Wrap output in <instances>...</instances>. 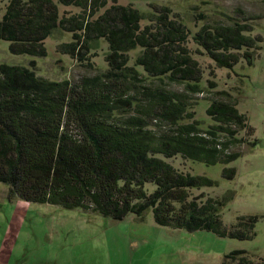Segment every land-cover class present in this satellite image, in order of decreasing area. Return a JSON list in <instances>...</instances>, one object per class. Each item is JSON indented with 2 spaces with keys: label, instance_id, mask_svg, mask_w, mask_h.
<instances>
[{
  "label": "trees",
  "instance_id": "16d2710c",
  "mask_svg": "<svg viewBox=\"0 0 264 264\" xmlns=\"http://www.w3.org/2000/svg\"><path fill=\"white\" fill-rule=\"evenodd\" d=\"M2 10L0 1V41L13 55L69 56L86 67L99 55L94 45L108 44L105 70L77 82L0 65V183L11 199L114 221L142 220L151 211L161 227L241 241L255 236L258 216L226 225L223 209L233 197H196L193 190L217 183L172 161L210 167L242 157L235 146L255 129L240 101L220 90L222 71L253 65L263 43L254 34L261 17L238 9L225 22L193 30L169 7L118 0H9ZM57 30L72 41L49 43ZM192 94H206L201 112L190 110ZM200 114L205 129L195 120ZM225 176L233 180L236 170ZM223 264L264 260L236 251Z\"/></svg>",
  "mask_w": 264,
  "mask_h": 264
},
{
  "label": "rangeland",
  "instance_id": "374dc122",
  "mask_svg": "<svg viewBox=\"0 0 264 264\" xmlns=\"http://www.w3.org/2000/svg\"><path fill=\"white\" fill-rule=\"evenodd\" d=\"M4 14L9 0H0ZM57 2L58 0H54ZM124 5L145 9L148 5L171 8L191 29L207 22L221 23L235 16L238 9L253 17L254 34L263 38L259 55L252 66L241 63L235 71H222L220 90H226L239 103L255 134L234 151L242 154L229 165L206 166L202 163L172 161L181 171L203 176L217 183L214 187L193 190L194 195L219 200L233 197L223 209L228 226L242 216L256 215L259 221L250 240L222 238L214 233H190L161 227L147 212L142 220L133 217L114 221L82 210H68L49 204H32L20 198H10L9 187L0 183V264H223L225 257L236 251H246L253 260H264V0H118ZM201 15L206 19H201ZM72 35L56 31L48 40L56 46L71 42ZM108 44L94 45L99 54L86 67L69 56L31 58L10 52V44L0 41V65L26 66L50 81L77 82L105 70L104 52ZM140 51L132 53L134 59ZM34 62V65L32 64ZM176 89L183 90L176 86ZM190 96V95H189ZM206 94L190 96L191 111L205 108ZM205 129L208 122L195 117ZM235 169L233 180L226 179L225 170Z\"/></svg>",
  "mask_w": 264,
  "mask_h": 264
}]
</instances>
